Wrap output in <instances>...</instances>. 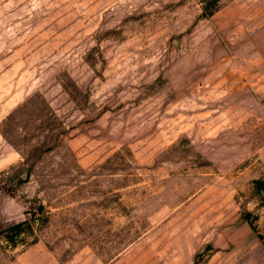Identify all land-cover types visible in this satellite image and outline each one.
I'll list each match as a JSON object with an SVG mask.
<instances>
[{"label":"rangeland","instance_id":"rangeland-1","mask_svg":"<svg viewBox=\"0 0 264 264\" xmlns=\"http://www.w3.org/2000/svg\"><path fill=\"white\" fill-rule=\"evenodd\" d=\"M33 94L69 129L29 176L0 133V226L49 211L0 264H264V0H0V129Z\"/></svg>","mask_w":264,"mask_h":264},{"label":"trees","instance_id":"trees-1","mask_svg":"<svg viewBox=\"0 0 264 264\" xmlns=\"http://www.w3.org/2000/svg\"><path fill=\"white\" fill-rule=\"evenodd\" d=\"M22 120L30 121L21 124ZM36 120L39 122H35ZM64 125L50 102L33 94L8 113L1 123L0 133L8 143L19 149L23 160L16 166L29 176L42 152L64 144V136H67L69 129ZM18 128H23L26 134H30L33 129L30 135L34 139L27 137L25 142H21L22 140L15 137ZM256 185L259 194L264 198V181L259 180ZM48 214L49 211L43 203L31 204L24 219L0 226V240L10 249L36 242L37 229L48 219ZM244 218L247 220L246 216Z\"/></svg>","mask_w":264,"mask_h":264}]
</instances>
